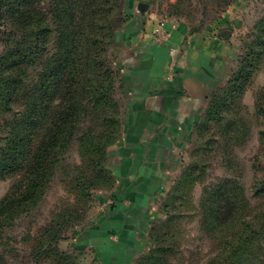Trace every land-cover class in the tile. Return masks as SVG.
<instances>
[{
  "label": "trees",
  "instance_id": "obj_1",
  "mask_svg": "<svg viewBox=\"0 0 264 264\" xmlns=\"http://www.w3.org/2000/svg\"><path fill=\"white\" fill-rule=\"evenodd\" d=\"M43 2L0 0V40L6 45L0 57V112L16 109V102L24 108L0 128V174L25 171L22 181L0 200V264H7L8 228L43 201L76 126L92 114L94 106L113 105L118 78L106 53L125 2L48 0V9L42 10ZM256 30L249 50L241 60L237 57L240 66L235 65L224 84L210 93L201 121L219 124L226 134L232 125L236 127L234 139L222 141L228 150L222 161L232 171L227 169L219 183L206 188L200 203L202 225L216 236L213 254L201 264H264V86L255 101V112L263 118L262 145L250 159L249 187L239 177L236 149L248 141L253 124L225 123L222 116L234 104V92L243 89L240 80L252 76L264 56V17ZM218 91L223 92L221 97ZM57 98L62 103L56 110L52 105ZM251 198L259 199V205L252 206ZM65 236L53 234L48 245ZM154 240L152 261L169 251L159 238Z\"/></svg>",
  "mask_w": 264,
  "mask_h": 264
},
{
  "label": "rangeland",
  "instance_id": "obj_2",
  "mask_svg": "<svg viewBox=\"0 0 264 264\" xmlns=\"http://www.w3.org/2000/svg\"><path fill=\"white\" fill-rule=\"evenodd\" d=\"M124 2L126 0H118L119 4ZM148 2L157 19H183L189 22L194 30L205 27L208 22L228 9L238 7L234 14L235 21L228 26L234 32L232 44L236 61L237 57L241 60V56L249 50L257 36L256 27L264 17V0ZM48 3V0H45L39 8L48 9ZM127 16L128 13L124 10L116 20L119 28L111 38L106 53L112 67L118 72L113 105L94 106L96 108L92 110V114L76 126L68 153L58 164L45 198L29 215L18 219L8 228L5 240L7 264H201L213 254L216 236L206 231L202 225L203 213L200 203L206 188L219 183L222 176L231 170L226 160L222 161L223 157L228 156L227 147L222 146V141L234 139V125L226 134L219 124L212 122L206 125L201 123V120L202 125L195 127L192 138L178 149L175 170L162 173L164 175L156 181L158 188L154 189L156 192L150 198L153 206H147L148 218L141 221L120 218L119 225L123 230L119 232L116 228L107 231L114 243L106 250L98 246L104 244V233L91 234L99 224L103 211L106 212L108 207L114 210L128 203L119 192L120 183L115 171L116 161L118 163L115 149L122 141L128 98L115 58L121 50L117 39ZM5 46L0 40V57ZM235 64L240 66V63ZM236 66L232 69L233 72ZM240 82L244 83L243 89L234 92V104L224 109L222 116L225 123L237 120L239 123L253 124L248 141L236 149L242 172L239 177L246 187H249L252 179L250 159L252 153L262 145L259 124L263 118L255 112V101L258 90L264 86V56L252 76L241 79ZM222 93L218 91L220 97ZM61 103V98H57L52 107L57 110ZM94 107L92 105L91 108ZM15 108L12 111L0 112L1 129L8 124L7 121L12 120L16 111L24 109L20 102L15 103ZM203 117L204 114L202 119ZM24 176V170L0 174V200L9 194ZM259 203V199L251 198L252 206ZM167 204L168 208L165 207ZM136 222L142 228L139 231L142 235L127 244H119L121 234H130L133 237L132 231ZM55 233L66 236L49 246V239ZM158 238L169 251L162 252L158 260L152 261L151 249L154 239ZM162 258H166V261H162Z\"/></svg>",
  "mask_w": 264,
  "mask_h": 264
},
{
  "label": "crops",
  "instance_id": "obj_3",
  "mask_svg": "<svg viewBox=\"0 0 264 264\" xmlns=\"http://www.w3.org/2000/svg\"><path fill=\"white\" fill-rule=\"evenodd\" d=\"M125 4L128 16L117 39L121 50L115 63L128 98L122 141L115 149V171L119 192L128 203L114 210L108 207L91 231L94 235L104 233V244L98 246L105 250L114 243L107 231L123 230L120 218H148L147 206H153L150 198L158 188L156 181L162 173L175 170L178 149L192 138L210 93L225 82L236 65L234 32L228 26L235 21L238 7L197 30L186 20L166 18L171 36L158 43L155 28L160 20L148 0H126ZM227 29L231 31L228 37L223 35ZM141 229L136 222L133 237L120 233L119 244L132 242L142 235Z\"/></svg>",
  "mask_w": 264,
  "mask_h": 264
},
{
  "label": "built area",
  "instance_id": "obj_4",
  "mask_svg": "<svg viewBox=\"0 0 264 264\" xmlns=\"http://www.w3.org/2000/svg\"><path fill=\"white\" fill-rule=\"evenodd\" d=\"M166 21L160 20L155 28V38L158 43H165L169 41L171 33L165 26Z\"/></svg>",
  "mask_w": 264,
  "mask_h": 264
},
{
  "label": "water",
  "instance_id": "obj_5",
  "mask_svg": "<svg viewBox=\"0 0 264 264\" xmlns=\"http://www.w3.org/2000/svg\"><path fill=\"white\" fill-rule=\"evenodd\" d=\"M139 8H140V7H139ZM140 9H141V8H140ZM230 34H231V31L228 30V29L223 31V35L226 36V37L230 36Z\"/></svg>",
  "mask_w": 264,
  "mask_h": 264
}]
</instances>
